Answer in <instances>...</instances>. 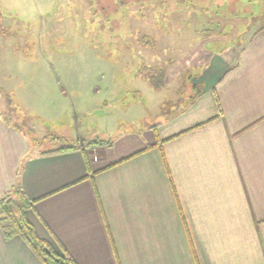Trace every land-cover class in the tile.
Instances as JSON below:
<instances>
[{"label":"crops","instance_id":"obj_1","mask_svg":"<svg viewBox=\"0 0 264 264\" xmlns=\"http://www.w3.org/2000/svg\"><path fill=\"white\" fill-rule=\"evenodd\" d=\"M262 25L206 55L181 109L105 149L40 155L0 113V197L19 184L76 264H264ZM0 264L43 263L0 228Z\"/></svg>","mask_w":264,"mask_h":264},{"label":"rangeland","instance_id":"obj_2","mask_svg":"<svg viewBox=\"0 0 264 264\" xmlns=\"http://www.w3.org/2000/svg\"><path fill=\"white\" fill-rule=\"evenodd\" d=\"M243 3L0 0V19L10 24L0 33V113L40 152L105 149L181 109L200 88L206 55L259 29L264 0L247 2V11Z\"/></svg>","mask_w":264,"mask_h":264},{"label":"trees","instance_id":"obj_3","mask_svg":"<svg viewBox=\"0 0 264 264\" xmlns=\"http://www.w3.org/2000/svg\"><path fill=\"white\" fill-rule=\"evenodd\" d=\"M135 2H144L151 0H133ZM246 1V0H245ZM251 0H247L246 3H243L244 10H250L252 3L247 4ZM254 5V4H253ZM169 7V4H168ZM256 8H254V11ZM220 17H227L225 14H221L218 11ZM239 14H233V16H238ZM163 72V71H162ZM162 78L165 75L161 73ZM150 83L154 88H161L164 80L159 79L156 82L155 77L149 79ZM4 99L7 104L12 103V98L9 94H3ZM27 134V133H26ZM99 141L88 142L86 146H95ZM112 141L108 142L107 146L112 145ZM78 149L73 145H67L55 150L42 151L39 154L45 155L47 153L62 152L66 150H75ZM35 200L29 198L26 193L21 189L19 184H16L12 189L0 197V228L5 238H12L14 236H19L24 240L32 252L36 255L38 259L43 264H76L71 256L62 248L59 242L52 236V239L58 248H56L48 241L41 239L37 236L34 231L33 226L26 217L27 211H34Z\"/></svg>","mask_w":264,"mask_h":264}]
</instances>
